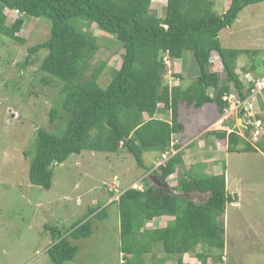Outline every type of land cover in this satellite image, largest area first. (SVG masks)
<instances>
[{
  "label": "trees",
  "instance_id": "1",
  "mask_svg": "<svg viewBox=\"0 0 264 264\" xmlns=\"http://www.w3.org/2000/svg\"><path fill=\"white\" fill-rule=\"evenodd\" d=\"M153 1L0 0V34L10 40L24 42L17 34L26 16L50 22V38L29 47L21 67L32 65L39 52L46 50L47 55L39 66L44 75L42 81L56 80L62 84L60 110L63 113L52 108L50 116L52 123L60 120L63 124L58 131L43 128L37 131L29 182L50 190L55 167L71 156L86 151L116 155L126 151L143 170V175L116 200L125 264H144L146 257L158 251L162 254L158 264H171L169 261L183 264L186 254H193L201 264H207L208 259L214 264H223L225 238L220 219L227 205L237 202L238 198L227 191L225 173L196 178L189 170L182 169L181 135L185 125L180 110L183 106L201 109L206 104H214L220 120L230 107L225 96L233 93L237 101L246 103L259 94L255 83L245 87L237 73L239 57L258 51L225 49L219 34L233 26L246 7L264 0H231L223 15L214 12L213 1L167 0L163 17L151 9ZM8 10L18 13L12 25L7 24ZM81 23L95 25L122 48L121 66L111 72V80L105 87L99 79L106 63L99 62L95 67L92 64L101 49L99 36L84 30ZM186 52H192L199 75L186 88L169 86L165 77L172 73V67L165 58L172 65L176 61L184 65L189 57ZM213 53L220 58L224 77L211 71ZM174 78L183 79L180 74ZM166 113L170 120L157 118ZM244 115V111L240 113L242 118ZM225 125L231 132L213 130L206 132V136L226 141L229 152L261 150L264 153V144L255 147L247 139L252 128L253 138L256 125L243 128L247 138L232 129V121ZM152 152L158 153L160 161L165 154L173 155L155 168L149 167L144 159L145 153ZM174 174L178 175L175 191L181 195L167 192L150 180L154 177L167 184ZM135 182L143 189L131 187ZM109 191L114 197V190ZM193 192L206 195V200L196 202L186 196ZM107 207L89 208L85 217L67 228L45 226L53 241L47 249L52 264H66L75 259L79 252L75 243L93 236L94 221L107 218ZM161 217H173L174 221L164 228H146L148 222ZM199 245L208 247L209 253H195Z\"/></svg>",
  "mask_w": 264,
  "mask_h": 264
},
{
  "label": "rangeland",
  "instance_id": "2",
  "mask_svg": "<svg viewBox=\"0 0 264 264\" xmlns=\"http://www.w3.org/2000/svg\"><path fill=\"white\" fill-rule=\"evenodd\" d=\"M206 1H213V10L218 15H223L231 2ZM166 4L167 0H154L151 9L163 17ZM6 14L7 24L12 25L18 13L8 10ZM24 19L25 24L17 34L23 43L0 34V264H52L47 249L53 241L45 226L67 228L85 217L89 208L107 206V218L94 221L93 236L75 243L79 252L73 261L66 264H125L116 200L143 175L132 155L126 151L121 155L86 151L55 167L50 190L32 186L29 182L28 172L35 154L37 131L41 128L58 131L63 122L52 123L50 113L52 108H58L61 114L63 112L60 110L62 84L56 80L44 83V75L39 71L47 51L39 52L32 65L21 67L28 48L50 38V22L45 18L29 16ZM81 25L84 30L99 36L101 49L92 64L95 67L99 62L106 63L99 79L105 87L111 80V72L121 66L119 53H122V48L112 36L95 25ZM219 39L225 49L258 51L257 54L239 57L237 73L245 87L255 83L261 89H257L259 94L253 96L249 104H241L236 96L231 97L230 107L220 120L214 104H206L201 109L181 108V121L185 125L181 140L183 145L194 140L191 150L198 160L200 155L201 158L208 157L209 150V146L205 147L203 156L197 151L199 138L202 137V141L203 137H210L213 141L217 139L206 136L205 129L227 130L225 124L231 121L232 129L241 136L245 135L243 128H247L248 123L255 125L256 122L259 134L252 138V128L250 137H244L255 147L264 144V2L241 11L233 26L220 32ZM186 56L189 57L184 65L179 61L171 64L172 73L165 77L169 86L186 88L196 81L199 67L192 52H186ZM211 61V71L224 77L217 53L212 54ZM176 74L183 79L174 78ZM210 94L213 95V92L210 91ZM243 111L244 118L240 116ZM166 114L157 118L170 120ZM219 146L220 151L214 154L219 165L216 173L227 175V191L238 198L237 202L227 205L228 209L220 219L225 238L223 264H264V153L261 150L229 152L226 141L220 142ZM157 155L155 152L145 153L146 164ZM202 166L209 168L210 176V165ZM199 170L202 178L208 176L200 166L193 167L192 171L199 173ZM137 184L140 183L132 184L133 188ZM110 189L114 190V197H111ZM205 200L206 197L201 196L197 202ZM160 255L159 251L153 253L144 259V264H158ZM208 264L214 262L209 259Z\"/></svg>",
  "mask_w": 264,
  "mask_h": 264
},
{
  "label": "crops",
  "instance_id": "3",
  "mask_svg": "<svg viewBox=\"0 0 264 264\" xmlns=\"http://www.w3.org/2000/svg\"><path fill=\"white\" fill-rule=\"evenodd\" d=\"M210 131L209 128H206L205 129V134L206 132ZM209 136V135H208ZM215 137V136H214ZM216 138V137H215ZM220 142H222L221 140H219L218 138L215 139V141H213V139H210V137L208 139L204 138L203 137V141H202V137L199 138V142H198V145H197V151L202 154V152L204 151V148H208L209 146V150H208V157L206 158H201V155H200V158L199 160L197 159L198 156L196 154H194V152H192V148L191 146L193 145L194 143V140H190L188 141L185 145L182 146V149H183V152H184V156H183V160H184V164H183V167L182 169L184 171H190L191 174L196 177V178H202L201 177V171L199 170V173L197 171H192L193 170V167H198L200 166L201 169L207 171V175L209 176V168L208 167H205V166H202L203 164H209L210 165V170L212 171L210 175H219V173H216L218 172V169H219V165H218V161L216 160V156L214 154H217L218 151H220ZM203 156V154H202ZM158 160V155L155 156V158L152 157V160L150 161V163L148 164V166H154L155 165V162ZM177 174H174L172 176H170L167 180V185L168 187L170 188V191L171 192H174L175 194L177 195H181L178 191H175V187L177 185ZM205 178V177H204ZM154 180V177H150V180ZM226 181H227V175H226ZM133 187V186H131ZM231 194V193H230ZM201 196H205L204 194H201L199 192H193L191 194L188 195V197L193 200V201H198L200 199ZM233 204V203H232ZM228 209V207H227ZM226 209V210H227ZM174 221V218L173 217H161V218H157L153 221H150L147 223V226L146 228L147 229H157V228H164V227H167L168 224L170 222ZM201 248L202 250L199 251L198 249ZM207 250L206 251H203L205 250V247L204 246H197L196 250H195V253H209L208 252V248H206ZM162 256V254L160 255ZM209 260V259H208ZM223 260H224V257H223ZM168 263H171V264H174V261H169ZM183 264H201L200 262H198V260L195 258V256L193 254H186L184 256V259H183ZM208 264V263H207Z\"/></svg>",
  "mask_w": 264,
  "mask_h": 264
},
{
  "label": "built area",
  "instance_id": "4",
  "mask_svg": "<svg viewBox=\"0 0 264 264\" xmlns=\"http://www.w3.org/2000/svg\"><path fill=\"white\" fill-rule=\"evenodd\" d=\"M165 61H166L167 64L171 65V64H170V60L168 59L167 56H166V58H165ZM258 86H259V87H257V88H260V89H261L260 85H258ZM231 97L234 98L235 95L232 93V94H230V95H228V96H225L224 99H225L226 101L228 100V101L230 102ZM238 102H239V101H238ZM247 103L249 104V101H248ZM241 104H243V103H241ZM250 124H254V123H251V122H250V123H248V124L246 125V127H248V125H250ZM255 125H256V130H255V132H254V135H258L259 132H260V128H259V126H257L258 124H257L256 122H255ZM227 129H228L229 132H231L229 128H227ZM168 158H169V155H168V154H165V155L163 156V161L159 162L158 165L163 164Z\"/></svg>",
  "mask_w": 264,
  "mask_h": 264
},
{
  "label": "water",
  "instance_id": "5",
  "mask_svg": "<svg viewBox=\"0 0 264 264\" xmlns=\"http://www.w3.org/2000/svg\"><path fill=\"white\" fill-rule=\"evenodd\" d=\"M240 121H241V119H240ZM154 182H155L154 184H155L156 186L161 187V188H164L167 192H171V191L168 189V185H167V184H163V183H161L160 180L155 179V178H154ZM186 196L188 197V194H187Z\"/></svg>",
  "mask_w": 264,
  "mask_h": 264
},
{
  "label": "clouds",
  "instance_id": "6",
  "mask_svg": "<svg viewBox=\"0 0 264 264\" xmlns=\"http://www.w3.org/2000/svg\"><path fill=\"white\" fill-rule=\"evenodd\" d=\"M249 101H250V100H249ZM247 102H248V101H247ZM241 119H242V118H241ZM227 130H228V129H227ZM174 153H176V151H174ZM174 153H173V154H174ZM173 154H172V155H173ZM172 155H169V157L172 156ZM168 159H169V158H168ZM168 159H167V160H168ZM167 160H166V161H167ZM166 161H165V162H166ZM159 162H161V161H160V160H157V161L155 162V165H154L155 168H158V167H160L161 165L165 164V162H164L163 164L158 165ZM134 187H136V189H139V190H142V189H143L142 185H138V184H137L136 186H134ZM172 193H174V192H172ZM174 194H175V193H174ZM117 197H118V196H117Z\"/></svg>",
  "mask_w": 264,
  "mask_h": 264
}]
</instances>
